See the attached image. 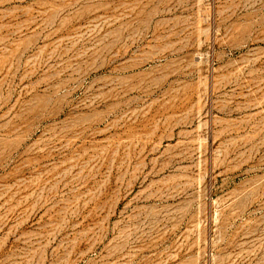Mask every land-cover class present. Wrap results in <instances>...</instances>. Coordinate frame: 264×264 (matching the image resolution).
<instances>
[{
    "label": "rangeland",
    "instance_id": "obj_1",
    "mask_svg": "<svg viewBox=\"0 0 264 264\" xmlns=\"http://www.w3.org/2000/svg\"><path fill=\"white\" fill-rule=\"evenodd\" d=\"M0 264H264V0H0Z\"/></svg>",
    "mask_w": 264,
    "mask_h": 264
}]
</instances>
